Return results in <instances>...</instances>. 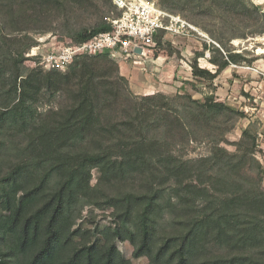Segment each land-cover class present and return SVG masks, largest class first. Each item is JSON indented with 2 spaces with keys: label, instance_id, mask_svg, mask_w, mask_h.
Listing matches in <instances>:
<instances>
[{
  "label": "trees",
  "instance_id": "obj_1",
  "mask_svg": "<svg viewBox=\"0 0 264 264\" xmlns=\"http://www.w3.org/2000/svg\"><path fill=\"white\" fill-rule=\"evenodd\" d=\"M100 1L114 9L112 0ZM155 1L217 43L208 48L215 70L194 61V77L212 80L256 59L232 41L264 35L259 5ZM59 2L0 0V264H133L119 246L125 242L147 264H264L257 136L248 126L235 151L220 145L244 113L213 94L136 96L108 54L76 56L64 72L27 69L24 54L35 40L17 19ZM107 29L103 20L68 38ZM44 92L60 93L66 104L39 112ZM204 141L207 154L184 157L191 142ZM85 206L103 211L101 220L82 219Z\"/></svg>",
  "mask_w": 264,
  "mask_h": 264
},
{
  "label": "rangeland",
  "instance_id": "obj_2",
  "mask_svg": "<svg viewBox=\"0 0 264 264\" xmlns=\"http://www.w3.org/2000/svg\"><path fill=\"white\" fill-rule=\"evenodd\" d=\"M250 2L259 5L264 11V0H250ZM111 9L108 4L102 3L100 0H94L93 2L91 0H61L58 4H49L44 12L28 11L24 17L25 21L23 17H19L17 21L20 22V26L25 31L21 34L26 33L32 36L35 40L33 46H36L39 44L38 40L40 37L48 38L47 43L62 42L70 40L68 32L91 28L103 20L108 23L111 12L114 11V9ZM179 15L197 27L199 32L205 37L193 32L189 38L161 40L163 46L160 47L158 44L154 51V57H160L158 61L153 63L151 68L145 71L144 74L139 75L137 79H127L130 91L136 96H144L156 92H165L167 94H176L178 92L182 94L186 92L201 101L205 99L207 94H213L216 101L224 102L239 112H243L244 116L236 117L233 127L225 134L226 141L220 142V145L230 152L235 151L234 142L240 139L244 128L251 126L257 136V149L254 157L262 170L261 186L264 189V35L232 41L236 48L235 51L240 52L243 49H248L251 52L250 56L256 58L250 66L231 64L212 80L194 77L191 68V64L194 61L200 67L207 68L210 71L215 70L216 67L208 62L210 57L208 48L211 44L217 45V43L201 28L181 14ZM32 16L34 17L32 18ZM0 23L4 24L1 18ZM167 44L171 45V48ZM204 44H207L205 49L203 47ZM46 46L48 47L50 44ZM31 48L24 54L25 60L23 63L27 69L39 67L36 64L37 59L28 56ZM197 52H204V55L197 57ZM156 64L160 67V70H156L153 67ZM121 65L118 66L122 67ZM127 66L131 69H137L131 64H127ZM42 72L47 74L48 70L42 69ZM120 74H122L121 71ZM65 104L66 101L60 93L51 94L50 92H44L38 101L37 107L39 112H43L50 107H58ZM13 134L15 135V133ZM208 149L209 144L206 141L202 143L191 142L190 146L185 149L184 157H198L207 154ZM254 167L252 165V168ZM96 181L97 172L93 170L91 184H95ZM114 189L112 188L111 190ZM103 214L101 210L85 206L82 211V219L85 220V216L86 219L89 216H95V218L101 220L102 217L100 216ZM165 221H167V216H165ZM102 222L105 221L102 219ZM119 246L124 256L130 258L133 264L148 263L145 257H132L133 247L130 243H121Z\"/></svg>",
  "mask_w": 264,
  "mask_h": 264
},
{
  "label": "built area",
  "instance_id": "obj_3",
  "mask_svg": "<svg viewBox=\"0 0 264 264\" xmlns=\"http://www.w3.org/2000/svg\"><path fill=\"white\" fill-rule=\"evenodd\" d=\"M112 4L109 29L80 42L47 43L48 38L40 37L28 56L35 57L42 69L64 71L76 56L108 54L118 65L131 64L145 72L160 58L154 57L160 34L161 40L189 38L193 32L203 36L197 27L161 8L155 0H112Z\"/></svg>",
  "mask_w": 264,
  "mask_h": 264
},
{
  "label": "crops",
  "instance_id": "obj_4",
  "mask_svg": "<svg viewBox=\"0 0 264 264\" xmlns=\"http://www.w3.org/2000/svg\"><path fill=\"white\" fill-rule=\"evenodd\" d=\"M121 66L122 67L119 66V69H120L122 75H124L127 79H132V78L137 79L139 77V75L144 74V72H141L138 69L129 68L126 64H122ZM153 67L156 68V70H160L159 69L160 67H158L157 64Z\"/></svg>",
  "mask_w": 264,
  "mask_h": 264
},
{
  "label": "water",
  "instance_id": "obj_5",
  "mask_svg": "<svg viewBox=\"0 0 264 264\" xmlns=\"http://www.w3.org/2000/svg\"><path fill=\"white\" fill-rule=\"evenodd\" d=\"M137 51H140L139 49H137Z\"/></svg>",
  "mask_w": 264,
  "mask_h": 264
}]
</instances>
